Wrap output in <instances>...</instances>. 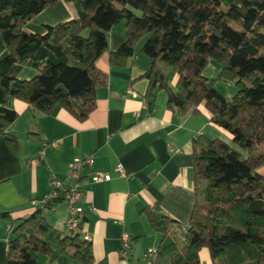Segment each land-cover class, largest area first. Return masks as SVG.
<instances>
[{
	"label": "trees",
	"instance_id": "trees-1",
	"mask_svg": "<svg viewBox=\"0 0 264 264\" xmlns=\"http://www.w3.org/2000/svg\"><path fill=\"white\" fill-rule=\"evenodd\" d=\"M60 2L72 5L77 17L47 26L43 34L25 30ZM122 22L126 41L111 55V65L125 67L145 39L147 100L164 91L168 108L184 116L205 107L230 140L195 139L197 200L187 225L159 208L139 209L162 236L157 257L199 264L207 249L213 264H264V0H0V37L8 50L0 58V138L16 150L9 130L18 115L5 107L8 98L41 115L62 107L86 120L96 108V90L108 81L97 69L109 49L107 34ZM212 60L221 65L218 81L237 90L231 100L206 77ZM25 68L37 76L21 80ZM62 201L63 195L51 197L22 219L2 215L11 226L4 264H39L40 256L94 264L91 243L81 233L47 223L46 211Z\"/></svg>",
	"mask_w": 264,
	"mask_h": 264
},
{
	"label": "crops",
	"instance_id": "crops-1",
	"mask_svg": "<svg viewBox=\"0 0 264 264\" xmlns=\"http://www.w3.org/2000/svg\"><path fill=\"white\" fill-rule=\"evenodd\" d=\"M77 17L75 8L60 2L43 11L25 30L43 34L47 26H55ZM126 27H115L107 34L108 51L98 60L97 69L107 76V84L96 90V108L80 121L66 109L57 107L51 115L35 113L26 103L8 98L5 107L17 113L9 133L16 137L13 150L0 138V264L7 258L10 221L22 219L43 207L49 197L59 198L51 178L71 188V166L81 158L91 157L94 165L86 167L77 206L83 209V231L92 238L94 264H173L170 257L147 258L157 250L162 236L151 227L143 207L159 208L169 218L187 225L196 204L193 143L198 136L207 140L230 143L226 132L215 127L211 114L200 108L198 115H182L168 108V95L158 91L147 100L149 82L143 78L150 60L142 53L141 42L136 56L125 67L111 65V55L125 43ZM8 50L0 37V58ZM25 68L19 75L24 81L37 76ZM178 78L172 83L176 87ZM233 87V86H231ZM233 98L236 88H230ZM43 151L44 156L39 157ZM39 159L38 163L34 161ZM128 176L121 177L116 170ZM264 172V168L261 169ZM107 174L109 180L94 182ZM68 205L62 201L46 211L50 227L65 231ZM129 234L132 250L121 257L122 238ZM39 264H81L66 256L51 262L39 257ZM199 264H213L209 250L199 253Z\"/></svg>",
	"mask_w": 264,
	"mask_h": 264
},
{
	"label": "built area",
	"instance_id": "built-area-1",
	"mask_svg": "<svg viewBox=\"0 0 264 264\" xmlns=\"http://www.w3.org/2000/svg\"><path fill=\"white\" fill-rule=\"evenodd\" d=\"M44 152L41 151L39 153V157H43ZM39 159L35 160V163H38ZM94 165V160L91 157L77 159L71 166V179L75 181V185L71 188L64 187L63 183H61L55 177L51 178V186L54 192H60L63 195V201L68 205V219L65 222L64 228L65 231L69 233H81L83 235V239L88 242L92 243V238L90 235L84 233L83 231V209L77 206V203L82 197L80 184L82 175L88 166ZM116 172L121 177L128 176L127 173L118 168ZM110 176L107 174L98 175L93 178L94 182H101L104 180H109ZM52 197V195H51ZM49 197V199L51 198ZM48 201V199L46 200ZM46 201L44 203H46ZM122 250H121V257L123 259H127L130 251L132 250V238L129 234H124L122 238ZM148 260L153 261L157 258V250H150L147 255Z\"/></svg>",
	"mask_w": 264,
	"mask_h": 264
},
{
	"label": "rangeland",
	"instance_id": "rangeland-1",
	"mask_svg": "<svg viewBox=\"0 0 264 264\" xmlns=\"http://www.w3.org/2000/svg\"><path fill=\"white\" fill-rule=\"evenodd\" d=\"M119 26L120 27L125 26V22H122L117 27ZM145 41H146L145 39H142L141 45H144ZM220 72H221V65L217 61L214 60L210 61L209 66L206 70V77L211 81L217 80L215 85L218 92L226 99L231 100L232 97L229 93V89L234 88V86L231 87L232 85H229L228 83H225L223 81H218Z\"/></svg>",
	"mask_w": 264,
	"mask_h": 264
}]
</instances>
